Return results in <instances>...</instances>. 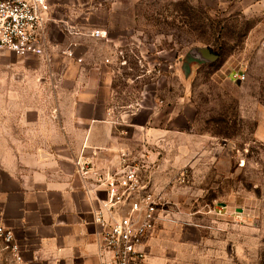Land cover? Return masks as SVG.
Masks as SVG:
<instances>
[{
  "label": "rangeland",
  "instance_id": "374dc122",
  "mask_svg": "<svg viewBox=\"0 0 264 264\" xmlns=\"http://www.w3.org/2000/svg\"><path fill=\"white\" fill-rule=\"evenodd\" d=\"M48 1V56L1 53V92H45L36 78L61 79L65 64L76 63L65 54L75 41L92 61L112 58L124 114L139 103L137 120L145 123V109L185 110L177 119L186 134L174 148L158 137L155 149H144L127 128L131 156L163 198L145 243L153 263L264 264V32H252L255 21L238 0ZM94 29L125 45L112 53L102 39L83 38ZM80 45L76 56L84 54ZM202 47L210 60L194 56ZM237 71L244 81L233 77Z\"/></svg>",
  "mask_w": 264,
  "mask_h": 264
},
{
  "label": "crops",
  "instance_id": "0c3cea01",
  "mask_svg": "<svg viewBox=\"0 0 264 264\" xmlns=\"http://www.w3.org/2000/svg\"><path fill=\"white\" fill-rule=\"evenodd\" d=\"M237 5L255 21L252 32H264V0H238ZM109 38L103 41L112 53L125 45ZM81 48L83 64L67 62L61 79L36 78L45 92L0 89V107L6 104L10 110L0 112V225L13 230L23 254V261L16 262L0 241V264H101L95 213L106 192L93 179L81 177L76 161L86 158L98 169H118L121 154H131L128 129L141 135L144 149H155L163 137L174 148L186 134L177 119L185 118V110L164 115L145 109V123L137 120L142 106L132 114L120 111L112 66L92 61L91 51ZM163 115L167 123L161 125ZM118 116L122 120L115 123Z\"/></svg>",
  "mask_w": 264,
  "mask_h": 264
},
{
  "label": "built area",
  "instance_id": "2783aa9c",
  "mask_svg": "<svg viewBox=\"0 0 264 264\" xmlns=\"http://www.w3.org/2000/svg\"><path fill=\"white\" fill-rule=\"evenodd\" d=\"M48 0H0V54L12 52L19 56L47 57L49 41L45 29ZM94 39L109 41L108 32L94 29L86 34ZM72 43L65 51L68 58L82 63ZM122 52V51H121ZM125 65L126 60H119ZM104 63L112 66V58ZM236 80L244 81L245 72L237 71ZM128 112L136 113L141 105L134 103ZM122 120L118 116L117 123ZM78 172L83 178L93 179L106 192L103 207L95 213L100 226L101 264H154L145 249V243L160 221L163 198L143 173L140 161L128 152L121 154L120 167L98 169L92 161L79 158ZM0 241L16 262L23 261L21 246L13 230L0 225Z\"/></svg>",
  "mask_w": 264,
  "mask_h": 264
},
{
  "label": "water",
  "instance_id": "95a60500",
  "mask_svg": "<svg viewBox=\"0 0 264 264\" xmlns=\"http://www.w3.org/2000/svg\"><path fill=\"white\" fill-rule=\"evenodd\" d=\"M194 53V56L199 58V60L208 61L211 59V55L207 47L196 49Z\"/></svg>",
  "mask_w": 264,
  "mask_h": 264
}]
</instances>
